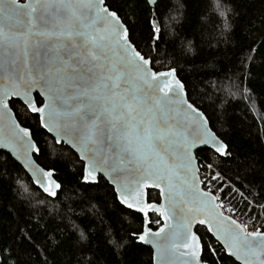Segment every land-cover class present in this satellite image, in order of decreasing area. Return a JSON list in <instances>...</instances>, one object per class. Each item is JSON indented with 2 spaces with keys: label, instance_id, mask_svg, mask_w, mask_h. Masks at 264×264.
<instances>
[{
  "label": "snow or ice",
  "instance_id": "1",
  "mask_svg": "<svg viewBox=\"0 0 264 264\" xmlns=\"http://www.w3.org/2000/svg\"><path fill=\"white\" fill-rule=\"evenodd\" d=\"M195 3L218 12L224 31H232V8L220 0ZM168 7V0H0V171L24 192L29 187L20 182L27 178L42 202L78 185L105 187L123 210L113 214L114 226L124 227L120 215L138 220L128 237L151 246L152 264H222L228 258L264 264V187L255 192L249 184L247 195L235 185L229 188L246 202L242 215L262 210L260 227L248 217L250 231L233 218V208L224 215L223 201L200 176L203 167L206 176L219 179L213 171L216 158L231 155L213 130L220 116L201 106L176 67H157L159 57L153 53L164 43L159 17ZM144 12L149 31L141 43L133 17L138 20ZM253 47L241 48L237 61L243 76L237 92L250 99L255 89L264 88L251 76ZM259 54H264V44ZM33 120L36 130L27 123ZM49 135L77 154L81 168L76 184L60 181L59 169L37 162L46 151L41 145H48L40 137ZM201 151L206 164L197 159ZM150 190L157 191L162 203L150 201ZM153 225L159 227L153 230ZM42 229L45 238L38 240L34 233ZM56 230L35 220L30 228L21 226L16 239L27 240L43 255L41 264H52L50 258L61 248H66L62 258L67 264L101 259L81 246L89 240L84 230L75 243L72 233L59 242L48 236ZM109 242L120 247L114 239ZM101 243L103 251V238ZM7 250L0 249V264H20L22 255L28 256L24 264H33L30 252L16 246L10 254Z\"/></svg>",
  "mask_w": 264,
  "mask_h": 264
},
{
  "label": "trees",
  "instance_id": "2",
  "mask_svg": "<svg viewBox=\"0 0 264 264\" xmlns=\"http://www.w3.org/2000/svg\"><path fill=\"white\" fill-rule=\"evenodd\" d=\"M209 2L214 4L216 0ZM220 3L232 8L228 14L233 24L231 32L224 31V20L218 12L199 8L195 0H168V10L159 17L164 43L153 55L159 57L157 67L165 64L176 67L178 76L186 85H191L201 106L220 116V123L213 130L229 145L231 155L216 158L214 167L220 173V178L215 183L217 187L221 183L225 185L223 198L236 196L238 204L244 208L246 202L228 188L235 185L247 195L249 184L255 192L264 187V88L255 89L251 99L247 94L237 92L236 86L243 78L237 72V68L242 67L237 61L241 48L247 50L254 45L251 76L256 78L257 84L264 83V54H259L264 44V0H220ZM133 19L136 22V40L146 43L148 13H142L138 20ZM189 42L191 50L188 48ZM230 91L234 94H230ZM27 123L36 130L34 120ZM40 139H47L48 145H41L46 151L43 161L37 159V162L41 166L47 164L59 169L57 175L60 181L76 184L81 164L75 152L66 145H56L50 135L41 136ZM197 159L202 164L208 163L205 151L199 152ZM6 179L8 183H5ZM20 183L27 184L29 191L24 192L19 183L0 171V249L8 246L5 254H10L12 247L16 246L18 251L23 249L31 253L33 264H41L43 255L38 256L27 240L16 239L21 226L30 228L35 220H40L45 228L57 229L48 231V236L57 242L64 239L65 233H72L71 240L75 243L79 239V230H84L89 240L81 246L90 249L89 256L92 251L101 256L97 264H152V250L128 237V230L139 227V221L120 215L118 218L124 227L119 224L114 226L117 217L113 214L123 210L113 203L105 187L85 188L78 185L66 195L42 202V198L33 193L27 178ZM150 192V201L159 203L157 191ZM261 211L256 209L244 214L247 219L252 217L257 222ZM236 214L239 212L235 211ZM158 227L153 225V230ZM203 231L200 227L201 234ZM34 235L38 240L45 238L43 229ZM102 238L107 247L100 251ZM111 239L117 241L120 247L110 243ZM49 246L51 249L57 247L51 240ZM65 251L66 248L56 251V255L50 258L52 264H67V259L62 258ZM26 260L28 256L22 255L20 264ZM222 264L238 263L228 258Z\"/></svg>",
  "mask_w": 264,
  "mask_h": 264
},
{
  "label": "built area",
  "instance_id": "3",
  "mask_svg": "<svg viewBox=\"0 0 264 264\" xmlns=\"http://www.w3.org/2000/svg\"><path fill=\"white\" fill-rule=\"evenodd\" d=\"M200 176H201V179H203L206 184H209L211 186V191L220 200L219 194L222 193V191H220V193H219V189H216L217 186L213 185L211 183V181H210V183L208 182V177L205 175V171H204L203 167H201V169H200ZM205 190H208V189H205ZM229 205H230V203H229ZM233 218H236L238 220V222L245 223L250 231L253 230V223H252L251 220L247 219L246 216H243L242 214L239 213V214H236ZM240 218H242V219H240ZM255 223H256V227H260L261 226V220H259L257 222L255 221Z\"/></svg>",
  "mask_w": 264,
  "mask_h": 264
},
{
  "label": "rangeland",
  "instance_id": "4",
  "mask_svg": "<svg viewBox=\"0 0 264 264\" xmlns=\"http://www.w3.org/2000/svg\"><path fill=\"white\" fill-rule=\"evenodd\" d=\"M213 171H216V172H217V170H216L215 167L213 168ZM207 177H208V182H209V183H210V181H211V183H212L213 185L218 186V184L215 183V180H217V179H211L210 176H207ZM216 189H219V187H217ZM228 190H229V188H228ZM228 190H226L225 192L227 193ZM220 191L223 192V190H220V189H219V193H220ZM219 198H220L221 201H223V203H224V205H225V211H224V213H225L226 215H229L227 209H228V208H232V207H233V209H234L235 211L241 213V211H242L243 208L240 207V205L238 204V201H237L238 198H236V196L230 198L229 195H227V197L223 198L222 193H220V194H219ZM229 200H230V201H229ZM229 203H230V205H229ZM240 210H241V211H240ZM243 215H245V214H243ZM245 216H246V215H245ZM253 216L256 217V214L254 213ZM240 219H242V218H240Z\"/></svg>",
  "mask_w": 264,
  "mask_h": 264
},
{
  "label": "water",
  "instance_id": "5",
  "mask_svg": "<svg viewBox=\"0 0 264 264\" xmlns=\"http://www.w3.org/2000/svg\"><path fill=\"white\" fill-rule=\"evenodd\" d=\"M35 95V94H34ZM68 147V146H67ZM72 151H74V150H72ZM76 154V153H75ZM77 155V154H76ZM159 203H162V201L160 200L159 201ZM224 215H226L225 213H224ZM227 216V215H226ZM144 246H146V247H148V248H150L151 250H152V256H153V253H154V250L151 248V246H147V245H144ZM231 259H233L234 261H235V258H231ZM236 263H238L239 264V261H235Z\"/></svg>",
  "mask_w": 264,
  "mask_h": 264
}]
</instances>
